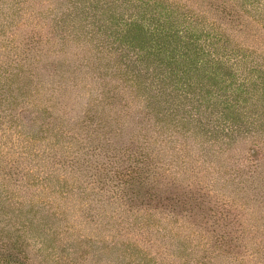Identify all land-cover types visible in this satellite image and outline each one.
Wrapping results in <instances>:
<instances>
[{
  "label": "trees",
  "instance_id": "16d2710c",
  "mask_svg": "<svg viewBox=\"0 0 264 264\" xmlns=\"http://www.w3.org/2000/svg\"><path fill=\"white\" fill-rule=\"evenodd\" d=\"M136 1L144 8L154 5ZM66 2L62 8L50 3L44 36L36 28L37 17L22 47L17 43L18 50L0 52V130L2 139L17 142L16 157L0 161V194L10 184L22 195L48 189L60 207H80L86 215L110 210L130 229L141 227L137 241H148L153 233L162 239L163 218L172 224L168 246L175 264H264V135H257L264 128L259 100H264V62L251 50V64L237 75L233 69L250 54H235L231 47L228 63L204 59L212 52L187 35L198 22L175 4L149 26L135 13L121 15L127 34L125 26L112 33L114 45L110 35H105L110 41L96 39L89 23L82 26L81 15L90 7ZM196 3H207L204 13L231 16L225 23L207 24L211 46L222 41V34L209 31L214 27L248 36L251 17L241 0ZM19 4L0 0V37L8 43L17 28L14 15L25 13ZM179 19L182 27L176 25ZM97 27L103 30V21ZM131 40L148 44L147 56L160 58L157 67H143L141 46L134 58L126 54L123 45L130 47ZM190 73L197 79L183 81ZM227 75L235 81L226 84ZM258 104L262 113L253 119ZM255 122L258 128L251 129ZM35 154L43 158L45 176L36 177ZM38 196L8 207L55 211ZM0 218L5 219L0 221V264H49L41 244L32 242L28 249L38 258L21 249V214L0 210Z\"/></svg>",
  "mask_w": 264,
  "mask_h": 264
},
{
  "label": "rangeland",
  "instance_id": "374dc122",
  "mask_svg": "<svg viewBox=\"0 0 264 264\" xmlns=\"http://www.w3.org/2000/svg\"><path fill=\"white\" fill-rule=\"evenodd\" d=\"M20 1L21 7L25 10L24 15L21 16V13L18 11V15H14L13 22L17 23V28L15 31V35L11 43L3 41L2 37H0V52L3 50H7L9 48H13L14 50H18L20 46L17 43H21L22 45L25 43L24 40L25 34H27L28 29L32 28L33 25L37 22V17L40 18L39 24L36 26L38 31L42 36L45 34L44 24L43 22L49 23L51 12V4H57L58 8H62L64 2L60 3L62 0H18ZM133 0H115V3H111V0H72V3H77V5L85 4L86 7H90L89 10L84 15H81L83 18V25L89 23L90 29L95 31V38L98 39L100 37L106 38L105 35H110V40L115 41L117 37H114L112 33L119 31L125 25L120 23V17H130L134 15L139 17V22L146 26L154 24V19L157 15H167L169 11H172L173 5L182 12L188 14V16L193 19V21H197L198 25L190 26L189 31H187L188 36L198 37L199 45L205 50H210L212 54L210 56H204L206 59L208 57H212V59L222 60L225 63H228V59L225 57L228 56V50L231 47H235V54L247 53L250 57L247 61H243L239 64L238 67H235V71H237V75L240 71H245L247 66H249L251 56V50L255 53L253 57H258L260 61L264 62V0H241V7L246 9L247 15L251 17L250 28H248V36L244 33H239L234 31L231 28L222 29L214 27L209 29L211 34H222L221 43L210 45V40L207 41L206 31L207 24H210L213 19H216L217 24L225 23L231 17L226 14V12H216L211 10L209 13H204V9H208L206 6L207 3H192V0H142L141 3H149L154 4L150 9L144 8L142 5ZM237 2V0H234ZM176 2V3H172ZM219 2V1H218ZM105 3V4H104ZM106 3H108L106 5ZM200 5V6H199ZM202 5V6H201ZM262 7V8H260ZM260 8V9H259ZM65 9V8H63ZM148 9V10H146ZM228 12V11H227ZM114 13V16H110ZM27 16V24L26 29L22 28L20 25L24 22L25 17ZM178 17V15L176 14ZM172 20H175L171 16ZM181 20L180 23L177 22V26L182 27ZM103 21V30H99L97 25ZM114 21L113 23H111ZM14 23V27L16 26ZM115 29H114V28ZM128 28H124L123 34H127L126 30ZM183 29V28H182ZM228 34V37L226 34ZM107 39V38H106ZM225 39V40H224ZM107 39V41H110ZM224 40V41H223ZM52 45V41H49ZM133 43L131 40L130 47L127 44H124L123 47L126 49V54L130 57H135L134 53L140 52V46L143 51L141 53H145L143 56V67H157L159 59L157 55L151 54L147 56L146 45L148 44H137ZM146 43V42H144ZM54 46V45H53ZM4 47H7L4 49ZM56 48V46H54ZM153 51L154 49L151 48ZM235 55L231 54V59H233ZM52 61L50 58H47V62ZM224 70L222 73L224 74ZM197 79V75L190 73L187 75L183 81L193 82ZM226 84L232 83L231 76L227 75L225 77ZM181 81V84L184 83ZM180 84V85H181ZM166 87H171V82H166ZM200 91V90H199ZM205 91H201V93ZM258 99V98H257ZM263 101L262 99H259ZM254 102V100H251ZM249 103L250 100H249ZM259 107H255V114H252V106L249 110V115H254V118H258L261 116L262 108L260 104ZM264 116V115H263ZM228 117H226L227 119ZM254 121V120H253ZM239 122L242 124L244 121L242 118H239ZM255 125H248L251 129L258 128L259 122H255ZM262 127L260 126L261 131ZM3 131L0 130V143H4V149H0V161L1 159L14 158L16 157V139L13 141V138L2 139ZM258 136L264 135V128L262 129ZM12 142V144H11ZM22 146V143L18 141ZM11 144V145H10ZM38 150L43 151V149ZM45 151V150H44ZM52 154V153H51ZM37 155V154H35ZM54 155V154H52ZM35 158V166L38 171L36 177L45 176L44 168L42 167L43 158L39 155ZM40 167V168H39ZM1 181V180H0ZM1 189V188H0ZM38 189H30L28 193L22 195L21 192H16L13 185H8L6 193L2 190L3 194H0V210L9 211L10 213H14L15 215H22L24 218L22 223H18L17 228L21 229L20 232L23 236V248L24 251L31 257L33 254L30 253V245L32 242H37L39 245L41 244V248H43V253L45 257H48L49 264H175V257L173 256V251L169 249L168 244L170 243L169 232L171 231L172 224L168 222H164V219L161 220V228L165 230L163 235L159 234L162 239L157 237L156 233H153L148 241H137L135 239V235H137L138 239H140L141 227L132 226L131 229L129 225L122 224L119 222V219L116 217L117 215L109 213L110 210L101 211L98 213H92V215H86L82 213V208H63L59 205V198L51 196L50 191L47 189L46 191H40L38 193ZM39 194V196H38ZM39 197L40 201H46L52 203L55 211H48L44 209H39L35 207L23 208L21 211H12L9 209L8 204L12 202H18L19 200L26 198H37ZM26 197V198H25ZM83 201H87L85 198ZM21 205H15V207H20ZM25 210V211H24ZM6 213V212H5ZM105 214V215H104ZM7 215V214H6ZM113 215V216H109ZM7 219V218H6ZM5 220L4 218H0V221ZM27 222V225L24 224ZM6 224V222L4 223ZM119 225L123 228L120 230ZM2 228V226H0ZM126 231H125V230ZM130 229V230H129ZM6 236V235H5ZM146 238V237H145ZM156 239L160 242L158 243ZM164 239V240H163ZM34 258H38L33 255ZM59 257L60 260L57 262L55 259ZM184 256H182L181 261L183 263Z\"/></svg>",
  "mask_w": 264,
  "mask_h": 264
}]
</instances>
